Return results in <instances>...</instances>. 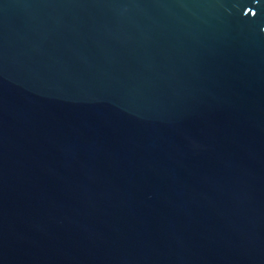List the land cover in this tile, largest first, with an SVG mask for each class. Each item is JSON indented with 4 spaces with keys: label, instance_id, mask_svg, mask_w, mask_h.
I'll return each mask as SVG.
<instances>
[{
    "label": "water",
    "instance_id": "95a60500",
    "mask_svg": "<svg viewBox=\"0 0 264 264\" xmlns=\"http://www.w3.org/2000/svg\"><path fill=\"white\" fill-rule=\"evenodd\" d=\"M0 264H264V0H0Z\"/></svg>",
    "mask_w": 264,
    "mask_h": 264
}]
</instances>
